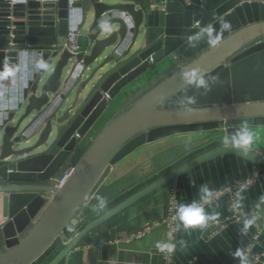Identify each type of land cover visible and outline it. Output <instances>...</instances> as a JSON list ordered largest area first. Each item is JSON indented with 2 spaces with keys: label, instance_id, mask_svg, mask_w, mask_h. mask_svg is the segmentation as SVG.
I'll use <instances>...</instances> for the list:
<instances>
[{
  "label": "water",
  "instance_id": "95a60500",
  "mask_svg": "<svg viewBox=\"0 0 264 264\" xmlns=\"http://www.w3.org/2000/svg\"><path fill=\"white\" fill-rule=\"evenodd\" d=\"M249 1L261 0H154L156 5L164 6L158 16L148 9L147 0L91 3L88 53L85 50L73 55L57 50L44 54L42 67L20 92L15 111L21 109V114L16 117L13 111L0 121V193L6 195L10 219L2 229L0 264H58L93 229L216 157L234 154L264 167V155L256 151L216 146L79 227L78 213L110 168L138 147L174 134L243 123L264 127V42L259 41L232 57L227 65H217L200 75L208 83L207 90L186 83L174 90L154 89L114 117L87 149L79 146L108 100L159 60L173 53L179 60L192 58L213 45L212 37L221 41L247 25L264 28V3ZM0 2V78H8L10 75L4 74L6 65L14 66L18 60H7L6 55L18 53L5 51L3 46L50 47L57 41L61 43L68 32L70 14L68 0L56 1L57 23L52 1L28 0L26 7L16 3L11 9L3 0ZM72 6L83 8L84 4ZM41 7L47 9L41 13ZM40 18L46 20L44 25H40ZM108 49L91 75L83 78V69ZM204 58L206 55L200 62ZM107 65L112 67L83 96L93 76ZM71 94V103L62 110ZM189 98L195 103H189ZM65 161L71 171L58 187L53 178ZM29 215L33 216L31 225L23 231Z\"/></svg>",
  "mask_w": 264,
  "mask_h": 264
},
{
  "label": "crops",
  "instance_id": "0c3cea01",
  "mask_svg": "<svg viewBox=\"0 0 264 264\" xmlns=\"http://www.w3.org/2000/svg\"><path fill=\"white\" fill-rule=\"evenodd\" d=\"M93 2L111 5L118 3V0H84V7L80 8L81 10L77 9L71 12L69 28L77 27L79 29L80 41L87 53L91 47L88 36L93 21L91 7ZM249 3H264V1H249ZM147 6L148 9L154 10L155 16H158L157 14L164 9L163 5H156L154 0H147ZM109 31L102 33L100 37H105ZM259 41L264 42V28H258L251 24L230 33L223 40L211 45L207 51L192 58L179 60L177 54L173 53L167 58L159 60L125 84L108 100L104 109L84 133L79 146L84 150L87 149L98 133L114 117L134 105L146 93L158 88L160 91L174 90L175 87L185 84L186 74L195 72L197 75H202L217 65H227L232 57L249 49ZM3 47L5 48L3 50L11 51L10 53L17 51L16 56L6 55V59L14 58L18 60V63L14 66L6 65L4 74L10 75V77L0 78L2 79L0 80L2 82L0 83V121L13 111L17 112L16 117L21 114V109L15 111L19 103V95L28 86L31 74L33 78L40 69V60L35 56L34 51L42 46H29V50L17 46ZM137 47L138 44L134 49ZM109 51V49L104 51L92 64L84 68L82 77L91 75L93 69ZM201 55H206L204 63L200 62ZM111 67L112 65H107L97 71L83 96ZM25 71L30 74H23ZM50 71L51 68L41 80V84L44 83ZM16 77L18 78V87H10V79ZM73 97V94L69 95L62 110L71 103ZM238 127L174 134L138 147L110 168L101 186L78 213L79 227L81 228L86 222L189 159L213 147L224 145V135L231 134ZM249 129L254 134L250 150L264 155V127L249 126ZM203 137H209L205 143L210 142L213 145L216 142V144L210 145L211 147L207 150H198L202 143L196 144V142L202 140ZM69 168L71 166L65 161L56 172L55 177ZM254 173H264V167L234 154L219 156L200 164L176 180L139 199L123 212L93 229L68 253L67 258L58 264H113V262L115 264H238V260L233 258L232 253L238 247L247 250L251 246V252L256 255V258L250 257V264H264V206H258V198L264 195V180L254 183L245 193L244 210H255V216L259 218V228L251 229L246 237L239 235L241 227L239 220L230 219L234 212L231 209L232 200L223 196L218 202L219 208L215 210L222 213L221 220L228 225L227 228L221 231L223 225L217 226L214 223H209L208 227L203 230L193 228L174 232L173 244L176 246V251L168 261H166L164 253L159 252L156 248L157 242H164V227L159 226L153 229L141 239L130 238L136 231L160 222L165 215L167 199L173 188L177 191V202L188 203L196 198L198 186L204 183L212 188L222 190ZM193 180L195 186H193ZM98 195L103 196L107 201V206L102 211L93 209L97 203L95 197ZM5 198L6 195L0 193V238L4 236L3 227L10 222ZM38 207L39 205L33 214L36 213ZM27 217L29 220L23 231L31 225L33 218L32 215ZM11 228L15 231L14 226ZM257 231H261L259 242L252 245V238ZM72 236L73 234H70V238Z\"/></svg>",
  "mask_w": 264,
  "mask_h": 264
},
{
  "label": "clouds",
  "instance_id": "9594fccd",
  "mask_svg": "<svg viewBox=\"0 0 264 264\" xmlns=\"http://www.w3.org/2000/svg\"><path fill=\"white\" fill-rule=\"evenodd\" d=\"M225 29L229 27L227 23L223 25ZM211 42L213 44L219 41L212 37ZM185 83L189 85H195L198 88L208 89V83L203 76L197 75L195 72L191 74H186ZM189 103H195L194 98H189ZM254 134L249 129L246 123L241 124L234 132L231 134H226L223 137V144L225 146H231L238 148L244 152H247L253 142ZM193 186H195L194 180L192 181ZM255 183L253 177H247L243 182H236V185L231 191L232 202L231 209L236 212L239 217V223L241 227L239 229V235L246 237L249 231L253 228H259L258 217L253 215L249 216L245 212L244 201L246 199L245 193L248 189ZM222 195L220 189L212 188L207 183H204L197 188L196 198L191 202L181 203L177 202L174 206V217L177 221L173 230L167 233L168 242H157L156 248L159 252L171 256L176 251L175 244L171 243L174 232H179L181 230H190L193 228H199L203 230L208 227L209 223H214L217 226L223 225L220 229L223 231L227 228V224L221 220V212L215 209L219 208V200ZM97 203L93 206L95 211H102L107 206V201L103 196L95 197ZM258 206H264V195L258 198ZM234 259L238 260V264H250V250H246L243 247H238L233 253ZM115 264V262H113Z\"/></svg>",
  "mask_w": 264,
  "mask_h": 264
},
{
  "label": "built area",
  "instance_id": "2783aa9c",
  "mask_svg": "<svg viewBox=\"0 0 264 264\" xmlns=\"http://www.w3.org/2000/svg\"><path fill=\"white\" fill-rule=\"evenodd\" d=\"M35 2H39V3H43V2H48V1H52L55 3V7L54 8H51L54 13V22L57 23V8H56V1L57 0H34ZM3 2L7 3L9 5V9H11V6L16 4V3H23L25 4V7H26V4L28 2V0H3ZM84 0H68V11H69V14H71V12L73 10H77V9H80V7H73L72 5L75 4V3H83ZM1 4V2H0ZM47 8H39V11L42 13L43 11H45ZM81 10V9H80ZM40 17L43 18L44 15L43 14H40ZM40 18V25H44V23L46 22V20L44 19H41ZM70 18V16H69ZM80 38H81V33L79 31V29L77 27H74V28H68V32H67V35L64 37L63 41L60 43L59 41L55 42L52 46L50 47H41L37 50H35V56L37 58H39L40 60V68L42 67L43 65V55L48 53V54H52L53 52L55 51H63V50H67L68 52H70L71 54L73 55H77L79 53H82V52H85V49L84 47L82 46L81 44V41H80ZM24 49H30L29 46L25 45L24 46ZM23 74H30V72L28 71H25ZM32 74H31V77H30V81H32ZM10 84L11 86L10 87H18V78H12L10 79ZM29 84V83H28ZM71 171V168L69 169H66L65 171H63L59 176L53 178V182L56 186H61L68 178L69 176V173ZM248 177H253L254 180H255V183L261 181V180H264V173H254ZM247 178V177H246ZM245 180V178L239 182H243ZM236 185L233 184L231 186H228L224 189H222V195L221 197L223 196H227L228 198H230L232 200V196H231V191L232 189L234 188V186ZM176 190L175 188H173L171 191H170V194L168 196V199H167V203H166V208H165V215L164 217L160 220V222H157V223H154L153 225H150V226H147L141 230H138L136 231L134 234L131 235L130 238H133V239H141L143 237H145L147 234H149L151 231H153V229L159 227V226H162L165 228V236H164V242H168V236H167V233L170 231V230H173L175 224H176V219L174 217V206L176 205L177 203V198H176ZM1 202V201H0ZM247 212V214L249 216H253V215H256V211L255 210H249V211H245ZM230 219H233V220H240V217L239 215L236 213V212H233V214L231 215V218ZM0 226H1V223H0ZM260 233L261 231H257L253 238H252V245L256 244L259 242V239H260ZM173 239H174V234H173V238L171 240V243H173ZM252 247V246H251ZM251 247L248 248L247 250H250V257H254L256 258V255H254L252 252H251ZM164 256L166 258V261L169 260V257L170 256H167V254L164 253Z\"/></svg>",
  "mask_w": 264,
  "mask_h": 264
},
{
  "label": "rangeland",
  "instance_id": "374dc122",
  "mask_svg": "<svg viewBox=\"0 0 264 264\" xmlns=\"http://www.w3.org/2000/svg\"><path fill=\"white\" fill-rule=\"evenodd\" d=\"M207 139H209V137H208V138H204V137H203L202 140L200 139V140H198V141L196 142V144H198V143H202V146H201L200 149H198V150H202V149H203V150H207V149H209L211 146H213L214 144H216V142L213 143V145H211L210 142L205 143V142L207 141ZM214 141H215V140H214ZM214 141H212V142H214ZM203 144H204V145H203ZM210 145H211V146H210ZM29 227H30V226H29ZM29 227H28V228H29ZM28 228H27V229H28ZM27 229H26V230H27Z\"/></svg>",
  "mask_w": 264,
  "mask_h": 264
}]
</instances>
